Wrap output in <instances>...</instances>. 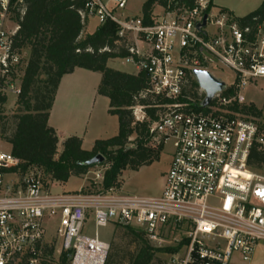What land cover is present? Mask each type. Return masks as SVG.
<instances>
[{"label": "built area", "instance_id": "2783aa9c", "mask_svg": "<svg viewBox=\"0 0 264 264\" xmlns=\"http://www.w3.org/2000/svg\"><path fill=\"white\" fill-rule=\"evenodd\" d=\"M165 1L149 23L121 12L127 0H85L79 12L82 21L117 25V43L128 52L122 63L148 80L140 95L166 100L156 104L163 111L149 127L151 145L171 148L159 195L119 188L53 193L39 171L21 173L19 160L0 152V264H105L110 244L96 228L108 224L141 230L155 243L180 232L185 243L172 264H251L264 242V164L251 168L248 157L254 146L264 152V129L241 108L252 103L243 91L264 82V16L241 22L209 0ZM13 6L0 0L5 98L19 96L26 66L11 46L17 23L6 29ZM197 70L223 83L209 102ZM130 108L135 121L149 120L142 106Z\"/></svg>", "mask_w": 264, "mask_h": 264}, {"label": "trees", "instance_id": "16d2710c", "mask_svg": "<svg viewBox=\"0 0 264 264\" xmlns=\"http://www.w3.org/2000/svg\"><path fill=\"white\" fill-rule=\"evenodd\" d=\"M183 1L188 5L193 3V0ZM84 3L85 0H11L14 6L10 13L18 26L10 37L11 46L17 53L27 50L28 59L13 115L9 119L0 110V138L9 144V152L19 160L21 173L42 169L59 183L85 174L95 165H85L84 162L101 154L104 157L102 164L108 165L103 171L100 187L94 192H108L120 187L119 176L123 170H137L159 158L162 146L149 143V127L163 111L156 104L166 100L152 93L140 95L148 89L144 72L126 73L107 65L110 59L128 53L122 44L117 43L116 24L106 21L92 33L80 37L87 23L79 15ZM165 4V0H145L141 6L144 22L149 23L155 6ZM253 15L264 16V0L254 11L238 19L243 22ZM74 68L101 73L97 93L108 98V112L117 116L118 132L107 139L96 140L90 150L81 148L78 137L68 136L57 154L58 138L47 120L61 76ZM5 101L4 96L0 97V104ZM135 105L142 106L149 120H134L130 107ZM241 111L255 118L264 129L261 109L250 103ZM263 164L264 152L254 146L248 165L255 169ZM125 228L140 242L130 264H149L156 251L172 255L185 243L182 238L176 247H153L144 232Z\"/></svg>", "mask_w": 264, "mask_h": 264}, {"label": "rangeland", "instance_id": "374dc122", "mask_svg": "<svg viewBox=\"0 0 264 264\" xmlns=\"http://www.w3.org/2000/svg\"><path fill=\"white\" fill-rule=\"evenodd\" d=\"M144 1L145 0H127L126 7L121 12L129 13V15L132 16H140L141 6ZM159 8L156 6L155 12H160ZM244 10L247 9H241L239 11H236V14H243L242 12ZM8 18L9 23L6 27L7 30L14 27V24L12 23L14 22L13 14L10 13ZM94 23V20H92L90 24H88V26L86 23L83 31L81 32L80 37H83L85 34H87V30H91ZM20 54L21 56H23V67L24 62H27L28 52L27 50H25L22 51ZM107 65L115 70L123 71L126 73H135L134 67L132 65L122 63V60L120 58L110 59ZM86 73L91 75V83H96V80L101 77V73L99 72L86 70ZM219 75L223 79L229 78V75L226 72H220ZM242 95L245 101L252 102L257 108L261 109L264 122V82L258 81L255 86H248L243 91ZM6 97V101L1 110L3 114L10 119L17 107L16 100L18 97H16L12 93H9ZM61 144L62 143H59V147H57V154L60 153L62 149ZM9 151V144H7L3 139L0 138V152ZM170 151L171 148L167 145L162 148L159 154V158L150 163L149 165L142 166L137 170H123L121 172V176H119L120 192L125 194H135L143 196L159 195L163 184V176L169 164ZM107 165L108 164L95 165L89 168V170L85 174L79 176H72L65 183L53 181L50 178V175L46 174L42 169H38V171L42 176V180L45 187L53 193H60L63 191H74L79 189L80 187L86 191H94L100 187V180L96 178V175L100 171H104ZM88 232L92 233L93 227L89 226ZM96 232L98 233L101 239L108 241L110 244V249L107 256V261L109 262V264H130L132 257L135 255V253L140 247L139 240H137L131 233H129L125 227L120 225L108 224L104 227H97ZM49 233L52 234V231ZM181 239L182 234L177 231L174 233H169L166 237H164V241L161 243L149 241L148 243L153 247H176L181 241ZM256 251L252 257L251 264H264V242H260L258 244ZM178 252V254H180L181 250L179 249ZM255 254H257V256ZM149 264H172L171 254L156 251L154 253L153 259Z\"/></svg>", "mask_w": 264, "mask_h": 264}, {"label": "crops", "instance_id": "0c3cea01", "mask_svg": "<svg viewBox=\"0 0 264 264\" xmlns=\"http://www.w3.org/2000/svg\"><path fill=\"white\" fill-rule=\"evenodd\" d=\"M210 1L215 9L225 10L235 18L246 16L262 2V0ZM155 7L154 11H156ZM241 9L247 10L237 15L236 11ZM124 14L129 15V13ZM92 20L95 23L91 30L86 29L87 33H92L97 27L94 18L88 19L87 26ZM90 80L91 75L83 68H74L72 72L64 74L59 80L47 120L48 125L56 132L57 147L68 136H76L81 140V148L90 150L96 140L107 139L118 132V118L108 112V98L97 93L100 78L96 80V83H91Z\"/></svg>", "mask_w": 264, "mask_h": 264}, {"label": "water", "instance_id": "95a60500", "mask_svg": "<svg viewBox=\"0 0 264 264\" xmlns=\"http://www.w3.org/2000/svg\"><path fill=\"white\" fill-rule=\"evenodd\" d=\"M206 16L203 17V22ZM195 76L198 84L206 91L205 102H209L214 93L220 90L223 86L222 82L215 80L205 71H195ZM104 162V157L101 154H96L92 158L84 162L85 165H100Z\"/></svg>", "mask_w": 264, "mask_h": 264}]
</instances>
